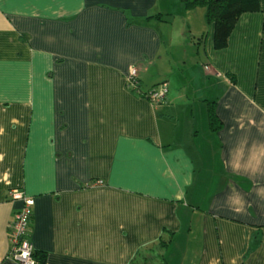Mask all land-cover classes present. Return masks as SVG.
Segmentation results:
<instances>
[{"label":"crops","instance_id":"1","mask_svg":"<svg viewBox=\"0 0 264 264\" xmlns=\"http://www.w3.org/2000/svg\"><path fill=\"white\" fill-rule=\"evenodd\" d=\"M229 20L217 47L183 0H0V264L15 188L44 264H128L168 230V264H264V0Z\"/></svg>","mask_w":264,"mask_h":264},{"label":"trees","instance_id":"2","mask_svg":"<svg viewBox=\"0 0 264 264\" xmlns=\"http://www.w3.org/2000/svg\"><path fill=\"white\" fill-rule=\"evenodd\" d=\"M183 2H184V5L189 8L195 7L198 5L205 6L206 11H207V17L210 19V21L214 22L215 44L217 47H221L227 44L228 36H229L232 23H233V21L229 20L230 17H237L242 12L247 11V10L258 9L260 8V4H261V0H183ZM136 75H137L136 81H138L137 83L139 84L140 78L138 76V73ZM128 83L130 86L132 85L131 79L129 78H128ZM159 85H153L150 88L157 87ZM132 88H134L133 85H132ZM139 88H140L139 90H141V85H139ZM150 88L144 91L145 94ZM208 116H209V123H210L211 128L217 129L221 121H220V118L218 117V114L216 113L214 109L213 102L211 101L209 102V105H208ZM21 205H23V201ZM19 209L20 207L16 210L14 214V218L10 222L11 229L13 228L12 223L14 222L16 213ZM30 220H31V216L29 218V224H30ZM167 232L168 234L166 236L161 235V237H159L157 242L144 246V247H139L135 255L129 260L128 264H168V259L165 253L163 252V249L165 250V248L171 242L173 231L168 230ZM27 235L28 237H30L29 226H28ZM30 240L32 239L30 238ZM149 250H156L158 252V254L155 255V257L153 258L154 260H150V257L146 254ZM10 256L13 259H15L11 254ZM34 256L42 264L46 260L47 251L38 250V249H35L34 247ZM240 264H248V263L243 261Z\"/></svg>","mask_w":264,"mask_h":264},{"label":"built area","instance_id":"3","mask_svg":"<svg viewBox=\"0 0 264 264\" xmlns=\"http://www.w3.org/2000/svg\"><path fill=\"white\" fill-rule=\"evenodd\" d=\"M127 74L128 78L131 79V84L139 90V84L136 81L137 70L131 67ZM167 91L168 83L163 81L159 86L150 88L146 95L154 101H160L166 97ZM11 193L13 194V192ZM19 193L21 194L20 198L23 199V205L20 206L12 223L10 254L19 264H41L34 256V244L27 235L29 218L32 215L31 205L34 199L31 196L24 195L22 190H19Z\"/></svg>","mask_w":264,"mask_h":264},{"label":"rangeland","instance_id":"4","mask_svg":"<svg viewBox=\"0 0 264 264\" xmlns=\"http://www.w3.org/2000/svg\"><path fill=\"white\" fill-rule=\"evenodd\" d=\"M187 47V51H188V55H190L191 56V52H192V49H191V47L189 48L188 46H186ZM174 59H177L176 57H174ZM131 67L132 68H135L136 70H137V66L136 65H131ZM130 67V68H131ZM128 73V72H127ZM127 77H128V74H127ZM184 89L186 88V87H183ZM157 102V101H156ZM18 188H15V189H13L11 192H13V194H11L13 197H18V198H20L21 197V194L19 193V190L20 189H18ZM172 248H170L168 251H167V253H169L170 251H172V252H175L174 251V249L173 250H171ZM178 253H179V256H180V252L179 251H177ZM173 261H174V259H173ZM173 261H172V263H173ZM42 264H44V263H42Z\"/></svg>","mask_w":264,"mask_h":264}]
</instances>
